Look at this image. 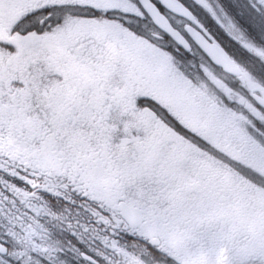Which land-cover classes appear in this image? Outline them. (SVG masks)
<instances>
[{
    "label": "snow or ice",
    "instance_id": "6c2138e0",
    "mask_svg": "<svg viewBox=\"0 0 264 264\" xmlns=\"http://www.w3.org/2000/svg\"><path fill=\"white\" fill-rule=\"evenodd\" d=\"M0 264H264V0H0Z\"/></svg>",
    "mask_w": 264,
    "mask_h": 264
}]
</instances>
